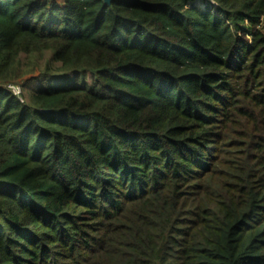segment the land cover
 I'll list each match as a JSON object with an SVG mask.
<instances>
[{
  "label": "trees",
  "instance_id": "16d2710c",
  "mask_svg": "<svg viewBox=\"0 0 264 264\" xmlns=\"http://www.w3.org/2000/svg\"><path fill=\"white\" fill-rule=\"evenodd\" d=\"M105 1L0 0V264H264V0Z\"/></svg>",
  "mask_w": 264,
  "mask_h": 264
},
{
  "label": "rangeland",
  "instance_id": "374dc122",
  "mask_svg": "<svg viewBox=\"0 0 264 264\" xmlns=\"http://www.w3.org/2000/svg\"><path fill=\"white\" fill-rule=\"evenodd\" d=\"M203 3L208 4V5H214L212 0H196L195 3H194V5H197L199 7H203ZM262 27H264V20H263ZM26 62H27L26 57L25 56H22L21 57V63H22V65L28 64ZM50 63H51V66L53 68H56L57 67L56 64H52V62H51V55L48 52V53L44 54L42 58L41 57L38 58V56H35V58L33 59V66L34 67L33 66L31 67L28 64V68H32L33 71H36V69H37V71H41L42 72L43 70H45V66L47 64H50ZM42 85H44V84L40 80L39 81H35V82H33L31 84H28V85H24V87H25L24 88V90H25L24 100L27 101L28 100V95L31 92H33L34 90L40 88Z\"/></svg>",
  "mask_w": 264,
  "mask_h": 264
},
{
  "label": "built area",
  "instance_id": "2783aa9c",
  "mask_svg": "<svg viewBox=\"0 0 264 264\" xmlns=\"http://www.w3.org/2000/svg\"><path fill=\"white\" fill-rule=\"evenodd\" d=\"M12 93H13V95H15V96H20L21 95V93H22V91H21V88L20 87H18V86H15V85H9L8 87H7Z\"/></svg>",
  "mask_w": 264,
  "mask_h": 264
},
{
  "label": "water",
  "instance_id": "95a60500",
  "mask_svg": "<svg viewBox=\"0 0 264 264\" xmlns=\"http://www.w3.org/2000/svg\"><path fill=\"white\" fill-rule=\"evenodd\" d=\"M105 2H106V3H109V2H110V0H106Z\"/></svg>",
  "mask_w": 264,
  "mask_h": 264
}]
</instances>
